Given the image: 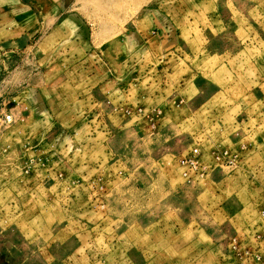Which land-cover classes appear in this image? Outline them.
Wrapping results in <instances>:
<instances>
[{
	"label": "rangeland",
	"instance_id": "obj_1",
	"mask_svg": "<svg viewBox=\"0 0 264 264\" xmlns=\"http://www.w3.org/2000/svg\"><path fill=\"white\" fill-rule=\"evenodd\" d=\"M13 2L0 0V113L13 119L0 123V264H223L220 239L264 247V0H78L99 55L142 4L169 13L151 53L178 60L167 80L179 97L139 108L156 120L142 142L79 102L93 93L89 48L10 42ZM195 149L205 173L189 179Z\"/></svg>",
	"mask_w": 264,
	"mask_h": 264
},
{
	"label": "crops",
	"instance_id": "obj_2",
	"mask_svg": "<svg viewBox=\"0 0 264 264\" xmlns=\"http://www.w3.org/2000/svg\"><path fill=\"white\" fill-rule=\"evenodd\" d=\"M13 3L14 6H10L8 10L11 16L8 31L9 35H13L11 43L18 46L20 42L26 41L29 46L32 39L38 38L33 46H38L42 54L46 53L49 47L89 48L86 49L87 62L83 61L82 64L83 68L87 69L85 71L87 79L92 82L90 90L93 93L79 102L89 107L88 112L93 109L103 112L113 132L117 130L124 132L130 125L128 130L136 134L137 140L142 142V127H145L146 123L150 124L152 112L156 110L153 107H156L159 102L166 107L175 97H179L175 86L167 80V74L172 72L169 64L178 60H173L174 57L163 58L151 53L153 45L157 47L165 45L170 37L171 21L169 13H165L164 10H159L157 7L144 8L142 4L140 10H136L135 16L132 15L129 20L126 19L123 28L120 24L115 27L123 33L114 38L109 45V50L99 55L96 50L98 47L96 41L91 40L92 38L87 40L88 37L85 38V34L82 36L85 30H89L90 24L82 16L86 12L78 6L79 4L77 5L78 0H14ZM119 9L115 11L112 9L110 14L115 17L121 16L123 9ZM124 11L126 12H123L122 16L128 13L127 10ZM99 13L106 15L108 12L99 10ZM146 52L149 56L145 55ZM69 53L68 50H63L62 54L57 51L58 55L63 56V62L71 60ZM154 65L158 66L153 67ZM63 71V76L73 74L69 68ZM48 72L45 71L47 78ZM41 77L43 78L44 75ZM117 80L122 81L117 82ZM169 87L171 91L173 90L171 98L167 91ZM57 97L60 98V95L57 94ZM61 100V103L67 105L66 98L62 97ZM139 108L152 109V112L140 114ZM46 111L49 112V109L46 108ZM40 113L42 114V111ZM87 126L90 128V125ZM47 132L45 131L43 137H40L41 140L47 138ZM99 133L102 132H98L97 135ZM114 134L111 140H116L118 143V135L114 136ZM97 135L94 138H88L87 149L90 152L88 156L93 152L91 143L97 140ZM131 145L135 146L134 154L137 152L135 157L140 158L141 153L137 151V143H131ZM34 153L47 152L37 150ZM138 176L139 183L135 184L138 186L137 190H141L142 182L140 175ZM228 241V238L220 239L214 244V251L218 256L226 252Z\"/></svg>",
	"mask_w": 264,
	"mask_h": 264
},
{
	"label": "built area",
	"instance_id": "obj_3",
	"mask_svg": "<svg viewBox=\"0 0 264 264\" xmlns=\"http://www.w3.org/2000/svg\"><path fill=\"white\" fill-rule=\"evenodd\" d=\"M142 113V110H139ZM152 116V115H151ZM99 116H97L94 121H98ZM12 116L10 114L0 115V121L3 124H9L12 122ZM152 127L155 126L154 117H151ZM199 151L197 149L190 152L185 156L184 163L189 168V173H185V177L188 176L191 172L195 174L204 175L205 168L201 166L199 160ZM261 216L264 219V209L261 212ZM255 238L259 239V235H255ZM239 237L232 238L227 244V251L223 254V264H264V247L257 246L254 249L244 248L240 241Z\"/></svg>",
	"mask_w": 264,
	"mask_h": 264
}]
</instances>
